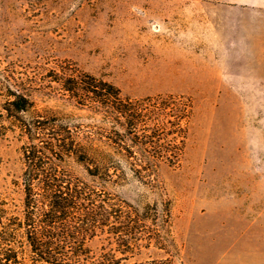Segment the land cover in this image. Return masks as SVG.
Wrapping results in <instances>:
<instances>
[{
    "label": "rangeland",
    "instance_id": "obj_1",
    "mask_svg": "<svg viewBox=\"0 0 264 264\" xmlns=\"http://www.w3.org/2000/svg\"><path fill=\"white\" fill-rule=\"evenodd\" d=\"M247 14L245 23L242 0H0V202L23 210L28 138L7 100L27 95L35 104L28 119L54 111L95 124L99 116L64 86L89 72L133 98L172 93L193 101L181 162L161 164L152 181L127 169V180L109 187L140 207L158 202L168 218L165 244L142 256L197 264L191 234L227 217L264 219V52L244 29L252 25ZM72 168L91 180L82 164Z\"/></svg>",
    "mask_w": 264,
    "mask_h": 264
},
{
    "label": "trees",
    "instance_id": "obj_2",
    "mask_svg": "<svg viewBox=\"0 0 264 264\" xmlns=\"http://www.w3.org/2000/svg\"><path fill=\"white\" fill-rule=\"evenodd\" d=\"M64 86L99 116L97 123L54 111L28 119L24 114L35 104L20 92L6 102L28 141L23 210L14 213L0 202V264H174L169 257L142 256L153 243L165 244L168 218L159 203L140 207L109 187L127 180V169L152 181L161 164L181 162L192 99L172 93L133 98L89 72L66 77ZM73 162L91 180L79 176Z\"/></svg>",
    "mask_w": 264,
    "mask_h": 264
},
{
    "label": "crops",
    "instance_id": "obj_3",
    "mask_svg": "<svg viewBox=\"0 0 264 264\" xmlns=\"http://www.w3.org/2000/svg\"><path fill=\"white\" fill-rule=\"evenodd\" d=\"M242 4L245 23L247 12L252 16V25H245L244 29L250 37H259L262 53L264 0H242ZM224 223V226L201 230L191 234L194 235L192 239L188 238V250L194 252L197 264H264V219L249 218L239 222L227 217ZM245 223L244 228L239 226Z\"/></svg>",
    "mask_w": 264,
    "mask_h": 264
}]
</instances>
